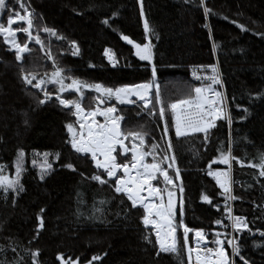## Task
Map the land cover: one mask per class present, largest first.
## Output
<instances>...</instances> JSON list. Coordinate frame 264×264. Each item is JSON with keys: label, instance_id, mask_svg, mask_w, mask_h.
<instances>
[{"label": "trees", "instance_id": "1", "mask_svg": "<svg viewBox=\"0 0 264 264\" xmlns=\"http://www.w3.org/2000/svg\"><path fill=\"white\" fill-rule=\"evenodd\" d=\"M29 1L36 10L34 34L70 77L116 88L148 81L150 65L157 67L184 188L183 203L174 206L173 216L193 228L218 227L215 221L225 220L222 203L228 194L207 170L225 166L222 153L235 157L234 176L240 182L235 208L246 215L248 225L235 231L239 248L235 264H244L241 256L248 264H264V177L250 166L264 154V0ZM7 3L9 9L20 8L17 0ZM7 18L8 11L0 13V23ZM145 21L150 27L147 34ZM45 27L56 34L44 32ZM145 43L152 45V64L135 55L134 45ZM30 47L20 63L0 36V175L16 179V164L22 163L17 191L0 188V264H33L34 259L36 264H61L58 255L65 264H190L182 231L178 253L160 251L155 233L142 222L144 209L133 208L125 195L116 193L114 181L101 184L91 178L102 173L89 156L72 150L66 125L73 123L78 132L79 127L72 108L56 100L58 87L51 86V99L41 104L43 93L24 80L28 73L51 75L56 70L39 44ZM216 60L224 76L232 126L219 121L207 140L199 132L177 138L166 106L197 87L187 73L190 65ZM86 94L90 106L93 94ZM121 112L126 116L125 130L156 132L155 124L136 108L122 106ZM168 191L174 193L173 200L179 199L177 191ZM204 195L210 202L201 198Z\"/></svg>", "mask_w": 264, "mask_h": 264}, {"label": "snow or ice", "instance_id": "2", "mask_svg": "<svg viewBox=\"0 0 264 264\" xmlns=\"http://www.w3.org/2000/svg\"><path fill=\"white\" fill-rule=\"evenodd\" d=\"M20 8L24 9L25 14L21 15L20 12L16 11L15 8L9 9L7 0H0V13L4 11H8L7 24L8 27H5L4 24L0 23V33H4L6 42L12 44L13 48L16 49V59H22V53L29 51L27 44L23 46L16 42L15 34L17 31H22L28 35L29 39H33L30 29L33 27V20L30 18L31 13H28L27 8H25L24 4L21 0H17ZM203 4V0H201ZM209 9L205 8V12H208ZM143 15V12L141 13ZM23 21L26 23V27L13 29L11 25L16 22ZM105 24L108 23L107 20L104 21ZM243 28V26H240ZM145 33L150 32V27L147 21L144 23ZM43 31L48 32L52 35H55V30L50 28H44ZM8 37H11V40H8ZM123 40L128 41V43H133L127 36L121 37ZM35 42L37 44H41V40L39 36H36ZM73 47L75 48V42H72ZM136 48L135 55L141 61H147L149 64H152L153 60V52L151 43L135 44ZM78 51V49H77ZM74 55L76 52L73 53ZM107 54V50H106ZM51 58V57H49ZM205 66H199V69H203ZM211 69V75H205L201 77L198 75L197 71H193L192 75L196 80H208L211 83L204 85L203 83L199 87H192L190 93L183 97L175 100L174 102L167 104V110L171 113L172 126L175 129V135L177 138L186 136L189 133H204L205 140H207L209 129L215 127L214 121L221 117V113L223 111L222 94L212 88L213 84H219L220 79L218 75V71L215 65L207 66ZM62 70L58 67L52 73L50 77V82L57 83L60 85L58 92H64L67 89H75L76 92L80 94V98H83L82 89H94L97 93H100L101 96L96 99L99 100L100 103H105L106 100L115 97L116 101L120 104H135L136 100L131 99V97H136L138 101L142 102L141 111H148L149 114H154L155 108L159 107V117L161 120H165L166 108L164 106V102L161 98L159 86L155 83L156 77V68L153 65L151 69L152 80L148 82L131 84V85H123L116 88L104 87L101 84H87L80 82L78 80L73 79L72 83L69 85H65L63 83V77L61 76ZM31 77V78H29ZM36 79L31 73H28L24 76V80L27 84H32V81ZM44 83L43 80L38 81L33 87L40 88ZM155 88V93L153 95L152 90ZM194 93V95H193ZM45 100L51 99V95L49 92L45 91ZM103 97V98H101ZM56 99L59 103L65 107L69 105L75 108L73 115L77 117L76 123L79 124V132L76 130V127L73 123H68L66 125V129L70 134V140L68 141L71 144V147L77 153L81 154H90L91 160L94 162L95 167L97 169H102L104 173H106L108 178L117 177L118 171H123V176L117 177L115 179L114 190L116 193H122L127 196V199L131 201V205L135 208L138 204L141 205L144 209V215L142 216V222L147 227L151 225L155 230L156 235V243L159 244V250L165 253H178L177 241L175 237L176 226L173 224V195L172 191H168V203L165 206L163 202L159 205L146 202L145 197L142 193L147 192L149 197L156 196L163 201V197L160 194V190L155 188L151 181L157 179V174H160L164 177V180L167 184H172V179L168 176L165 169L161 167V164L165 161L171 159L169 163V167H172L175 164V156L169 158L167 154L163 156L161 160H157L155 155H153L152 163H145L144 157L146 155H151L152 153H146L137 150V145H133L131 149L132 156L130 162L120 163L117 160L118 156H124L125 160H127L126 153L130 151L124 141L129 137L136 139L139 138L140 143H144V137L147 133L143 132H123L121 130V120L124 119L121 115H113L117 112L116 107L109 106L103 109L97 107L92 110H88L85 115V109L81 106L80 100H68L63 99L59 94L56 95ZM45 100H40L39 103H45ZM151 106V107H150ZM97 115L104 117V122H98L95 117ZM87 117H92L91 121L87 119ZM229 123H231V119L229 118ZM169 126L168 123H165L164 126V135L168 136ZM158 147V145L153 146ZM168 151H172L171 141H168L167 145ZM19 156L22 157L23 153H19ZM47 156V154H45ZM232 159H236L232 157ZM238 163L240 161H237ZM35 163V162H34ZM221 163L229 164V157L222 153ZM255 168H259V175L264 177V154H261L260 162L258 164L250 165ZM50 168L51 165H48ZM65 167L70 169L73 168L72 164H67ZM74 170V169H73ZM133 170L135 173L133 174ZM22 171V163L20 161L16 164V179H8L5 176L0 175V188H3L5 192L11 189L13 192L17 191V185H19V174ZM209 175H215L216 181L220 185V187L224 190L225 193L230 192V189L227 184V180H222L221 176L227 177L228 173H212L209 172ZM93 180L100 182L101 184L106 183L107 181L102 178L101 175H93L91 177ZM177 178H179V170L177 169ZM43 179V176L41 177ZM23 186H19V191H23ZM183 187L180 188V192L183 193ZM205 201H209L210 199L207 195L201 197ZM229 199H237L235 196H229ZM181 200V204H182ZM229 213L228 218L232 220L233 229L240 230L242 228H247L248 225L245 223V218L243 216H235L231 215V208L226 209ZM43 211V209H41ZM38 219H40L38 217ZM222 222L220 220H216L215 224L220 225ZM183 228L184 233V246L187 248L189 253V261H191V253L193 249L188 247V233L190 229L183 225L181 222L179 225ZM38 227H42V220ZM219 234H217L218 236ZM264 235V233H262ZM196 237H198V243L205 239L204 233L202 231L196 232ZM147 240L148 237L146 236ZM216 247L208 248L205 247L203 249V255H201L200 251L196 253V262L197 264H234V262H230L229 256L227 255L223 242L220 239H216L214 241ZM228 244L232 247V251L234 254L239 255V248L236 246L233 240H229ZM2 251V249H0ZM12 251L15 252L13 248ZM159 254V253H158ZM38 255L37 252H33L32 256L35 258ZM58 260H61V264H65L61 255L57 256ZM99 259V257H93V260ZM241 260L244 261V264H248L244 257H240ZM8 264V262H5ZM33 264H36L35 259L33 260ZM67 264H76L75 261H69ZM91 264V261H89Z\"/></svg>", "mask_w": 264, "mask_h": 264}, {"label": "built area", "instance_id": "3", "mask_svg": "<svg viewBox=\"0 0 264 264\" xmlns=\"http://www.w3.org/2000/svg\"><path fill=\"white\" fill-rule=\"evenodd\" d=\"M22 3L24 4L25 8H27L28 13H31V17L30 18L34 22V16L36 15V10H35L34 6L31 4V2L29 0H24V1H22ZM16 11L20 12L21 15L25 14L24 9H22V8H19ZM5 24H4L5 27H8V24L7 23H5ZM26 26H27L26 23L23 22V21L16 22V23H13L11 25V27L13 29L23 28V27H26ZM33 29H34V26L30 29V32H31V35H32L33 39H29L28 35L26 33H24V32L22 33L23 35H25V41L24 42H26V43H21L20 40H21L22 34H20V33L22 31H17L16 34H15L16 42L21 44L22 46L24 44H27V42L28 43H30V42L36 43L35 39H34L36 37V34H34ZM5 35L6 34H4V33H0V36L3 38L4 43L7 45L8 49L10 51H12V52H15V54H16V49L13 48L12 44L9 43V42H6ZM49 35H50V33H49ZM11 39H12L11 37H8V40H11ZM27 47L29 49V45L28 44H27ZM29 51H30V49H29ZM29 51H27L25 53H22V59L18 60V62L22 63L24 61V57L29 53ZM47 57L54 64L55 68H57L58 66L54 62V58H53V55H52V52H51L50 48L48 50ZM49 57H51V58H49ZM209 65H215L216 66L217 71H218V75H219V79H220V83L219 84H213L212 88H214L216 91L220 92L222 94V97H223V101H222L223 111L221 113V117L214 121L215 127H217L219 121H226L229 124V126L231 127L232 126L231 109H230L229 99H228V95H227L226 88H225L224 76H223V73H222V70H221L219 62L216 60L214 63H210V64H192V65H190L188 67V70H187L188 76L191 79V81L194 82L197 85V87L201 86L202 83L204 85L210 84L211 83L210 81H208V80H196L193 77V75H192L193 71H197L198 75H200L201 77H203L205 75H211L212 74L211 73V69L207 67ZM152 66H153V64L150 65V69H152ZM199 66H205V67L201 70V69H199ZM155 68H156L155 83H156V85L159 86L160 82H159V78H158V75H157V67L155 66ZM59 69H61V68H59ZM51 76H52V74L51 75L35 76L36 79H34L32 81V84H30L33 87V85L36 84L38 81H41V80L44 81V83L41 85L40 88L34 87L35 89H37L38 91L43 93V100H45L44 92L45 91L49 92V88L52 85H57V83L50 82V77ZM61 76L64 78L63 79V83L65 85L71 84L72 80L75 79V78H72L69 75H67L63 70L61 72ZM29 78H31V77H29ZM152 79L153 78L151 76V78L148 81H150ZM75 80H78V81L83 82V83H87V82L81 81L79 79H75ZM148 81H143V82H148ZM143 82H137L135 84L143 83ZM87 84H90V83H87ZM98 84H101V83H98ZM101 85H103V84H101ZM121 86H123V85H121ZM118 87H120V86H118ZM59 88H60V85L58 86V90H59ZM82 91H83L82 100L80 98V94L78 92H76L75 89H67L66 91H64L62 93L61 92H57L55 94V98H56V95L59 94L61 96V98L68 99L66 93H76V95L78 96L77 100H80L81 106L85 109V115H86L88 110H92V109H95L97 107L103 109L105 107L114 106V107H116L117 112L114 113L113 115H121V116L124 117V119L121 120L120 124H121V130L123 132H125V133H127L124 130V122L126 120V116L123 115L122 112H121V107L122 106H129V107L136 108L139 111L140 115H142V116H144L146 118H149L155 124L156 132L142 131V130L130 131V132H143V133H147V135L144 137V143L143 144L140 143L139 138L133 139V138L129 137L128 139H126L124 141V143H125L126 147L130 150V151H128L126 153L127 160H125L124 156H118L117 157L118 162L125 163V162H130L131 161V156H132L131 149L133 148L134 144L137 145V150L138 151H142V152H146V153H152L151 155H146L144 157V162L145 163H152L153 162V155H155V158L158 161L161 160L165 154H167L169 156V158H171L172 156H175L174 151H173V147H172V151L171 152H169L168 148H167L168 141L169 140L171 141L170 132L168 131V136L165 137V135H164V125L162 126V125H160L159 122L156 121V113H155V111H154V114H149L148 111H143L142 112L141 111L142 102L138 101L136 97H134V96L131 97V99L136 100L135 104H120L118 101H116L115 97H112L111 99L106 100L105 103H107V104H105V103H100L99 100L96 99L97 97H100L101 94L97 93L94 89H84ZM84 91H85V93H84ZM86 91L91 92V93L94 94V96H96L94 101L92 100L93 101V106L89 107V108L84 105L85 101H86V95H85ZM152 93L154 95L155 88H153ZM101 98H103V97H101ZM46 101H47V99L45 100V102ZM74 111H75V108L72 106V112H74ZM73 116L75 117V120H77V117L75 115H73ZM229 118L231 119V123H229ZM87 119L89 121H91L92 117H87ZM95 119L98 122H100V123L104 122V117L103 116L97 115L95 117ZM77 125L79 127V124H77ZM215 127L209 129L208 135H209L210 131L212 129H214ZM202 134H203V137L205 139V134L204 133H202ZM171 144H172V141H171ZM154 145H158V147L154 148L153 147ZM72 150L75 151L73 148H72ZM78 154H80L82 156H89L90 157V154H81V153H78ZM229 159H230V167H229V164H227V165H225L223 167H212V168H209L207 170V175L211 179L214 180V182L216 183L217 187L223 192H224V190L220 187V185L216 181V176L215 175H209V172L216 173V174L228 173L227 177L221 176L222 180H225V179L227 180V184H228V187L230 189V192L227 193L228 197L229 196H235V188H236L237 185L240 184V182L237 181L235 176H234V170H233V164H232L231 155L229 156ZM170 162H171V159H169L168 161H165L164 163L161 164V167L166 170L168 176L172 179L173 183L172 184H167V182L164 180V177L162 175H160V174H157V179L151 181L153 186L155 188H157L158 190H160V194L163 197V201H161V199L159 197H156V196L149 197L147 192H144V193H142V195L145 197L146 202L157 204V205H159L161 202H163L164 205L166 206L167 205L166 193H167V191L169 189H172V190L177 191L179 193L180 196H179L178 200L180 201V204H181V195H182V193L180 192V188L183 187V185L181 184V180H180L181 168L178 166V164L176 162V158H175V164L172 167L168 166ZM93 164H94V162H93ZM94 166H95V164H94ZM177 169L179 170V178H177ZM96 170L99 171V172H102L105 175V178L107 180L114 181V184H115V179L117 177L123 176V171L122 170L118 171L117 177H113V178H108L106 173H104L102 169H97L96 168ZM134 173H135V170H133V174ZM119 194H122V193H119ZM222 204L225 207V209H224L225 210V220L220 225H218V227H216V228H213V229L193 228V227H190V226L186 225L183 221H181L184 226H186V227H188L190 229V231L188 233V237H187V239H188V247L193 249V252L191 253V261H189L190 264H197V262H196V253H197V251H200L201 255H203V249L205 247L215 248L216 245H215L214 241L216 239H220L223 242V247H224L227 255L229 256L230 262H234V264H235V254L232 251V247L228 244V241L229 240H233L234 243H235V231H236V229H233L232 220H230L228 218L229 213H228V211L226 209L227 208H231V215L233 217H235V216H243L245 218V223H247V217H246V215L236 211L235 200L227 198ZM136 207L143 208L139 204ZM216 208L219 209V206H217ZM180 223L178 222L176 217L173 216V224H174V226H176V229H177L176 233H175L176 241L178 240L179 232L180 231L183 232V228H181L179 226ZM147 228H149L150 230L153 231V233H155V230L153 229V227L151 225H148ZM197 231H202L204 233V236H205V239L203 241H200L199 243L197 242L198 241V237H196V232ZM217 234H219V235L217 236ZM187 252H188V250H187ZM188 256H189V253H188Z\"/></svg>", "mask_w": 264, "mask_h": 264}, {"label": "rangeland", "instance_id": "4", "mask_svg": "<svg viewBox=\"0 0 264 264\" xmlns=\"http://www.w3.org/2000/svg\"><path fill=\"white\" fill-rule=\"evenodd\" d=\"M16 10H18V9H16ZM7 23V22H6ZM6 25V24H5ZM23 32H21L20 34H22ZM22 36L25 38V35H23L22 34ZM37 36V35H36ZM3 39V38H2ZM41 40V39H40ZM4 41V40H3ZM21 43H26V42H24V41H22V37H21ZM27 44L29 45V49H30V51H31V47H30V45L31 44H34V42H30V43H28L27 42ZM41 47H42V50H43V52H44V54L45 55H47V53H48V50H49V48H46L45 46H43L42 45V41H41V44H39ZM30 51H29V53H30ZM55 62V61H54ZM56 64V63H55ZM33 76H42V75H37V74H35V73H31ZM93 84H95V83H93ZM97 84V83H96ZM102 84V83H101ZM58 85V84H57ZM57 85H55V86H57ZM53 86V85H52ZM59 86V85H58ZM57 86V87H58ZM105 86V85H104ZM106 87V86H105ZM34 88V87H33ZM35 89V88H34ZM82 90H84V89H82ZM159 90H160V84H159ZM57 92H58V90H57ZM56 92V93H57ZM83 92V91H82ZM86 92H88V91H86ZM84 93H85V91H84ZM91 93V92H90ZM68 94H71V93H66V95H68ZM93 94V93H92ZM75 95H76V93H75ZM86 95V98H87V94H85ZM193 95H194V93H193ZM77 95H76V97H74V98H68L69 100H77ZM96 98V96H94V94H93V97H92V100L94 101V99ZM93 101L91 102V105L90 106H87L86 105V101H85V106L86 107H92L93 106ZM105 104H107V103H105ZM73 113V112H72ZM155 113H156V121L157 122H159L160 123V125H164L165 126V123L167 122V117H166V113H165V120H161L160 119V117H159V107L157 106L156 108H155ZM123 114V113H122ZM123 115H125V114H123ZM147 119H149V118H147ZM150 120V119H149ZM126 121V120H125ZM150 121H152V120H150ZM153 122V121H152ZM168 123V122H167ZM125 130V129H124ZM133 130H141V129H129V130H125L126 132H130V131H133ZM142 131H146V130H142ZM169 132H170V129H169ZM230 160V159H229ZM225 165H227V164H225ZM102 173V172H101ZM180 175H182L181 174V172H180ZM101 176H102V178L103 179H105L106 180V178H105V175L102 173L101 174ZM180 180H181V184H182V176H180ZM184 189V188H183Z\"/></svg>", "mask_w": 264, "mask_h": 264}, {"label": "water", "instance_id": "5", "mask_svg": "<svg viewBox=\"0 0 264 264\" xmlns=\"http://www.w3.org/2000/svg\"><path fill=\"white\" fill-rule=\"evenodd\" d=\"M66 108H67V109H71L72 106L69 105V106L66 107ZM166 196H167V203H168V191H167V193H166ZM173 202H174V206H176V207H178V206L180 205V201H179V200H173Z\"/></svg>", "mask_w": 264, "mask_h": 264}]
</instances>
